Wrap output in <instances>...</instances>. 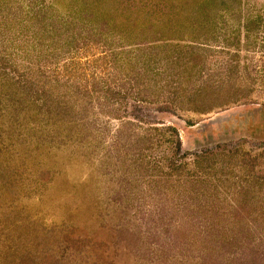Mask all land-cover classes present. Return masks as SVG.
<instances>
[{"label": "rangeland", "instance_id": "1", "mask_svg": "<svg viewBox=\"0 0 264 264\" xmlns=\"http://www.w3.org/2000/svg\"><path fill=\"white\" fill-rule=\"evenodd\" d=\"M0 264H264V0H0Z\"/></svg>", "mask_w": 264, "mask_h": 264}]
</instances>
